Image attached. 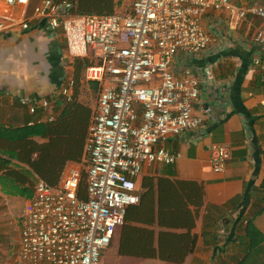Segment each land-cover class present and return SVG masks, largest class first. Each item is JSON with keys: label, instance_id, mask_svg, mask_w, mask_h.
<instances>
[{"label": "built area", "instance_id": "1", "mask_svg": "<svg viewBox=\"0 0 264 264\" xmlns=\"http://www.w3.org/2000/svg\"><path fill=\"white\" fill-rule=\"evenodd\" d=\"M29 3L0 0V11L26 10ZM210 10L238 20L252 14L264 22V6L238 10L230 0H133L127 13L109 16L75 15L72 0H43L35 7L34 15L64 36L73 60L93 62L84 79L97 83L99 95L85 143L86 200L77 198L78 164L66 166L57 187L39 180L21 219L14 264H100L127 208L139 202L144 167L174 165L179 156L167 143L199 130L213 112L200 89L202 80L212 77L211 68L176 66L214 48L216 40L201 25ZM251 41L264 48V31ZM74 87L72 78L61 85L63 100L71 101ZM54 104L42 98L29 113L42 111L47 117L40 122H50ZM210 156L212 171L222 174L230 147L213 144Z\"/></svg>", "mask_w": 264, "mask_h": 264}, {"label": "crops", "instance_id": "2", "mask_svg": "<svg viewBox=\"0 0 264 264\" xmlns=\"http://www.w3.org/2000/svg\"><path fill=\"white\" fill-rule=\"evenodd\" d=\"M42 1L30 0L26 10L13 7L0 11L3 26L0 28L1 136L6 137L7 132L37 121L35 115L29 113L35 101L46 98L60 104V87L73 78L74 60L67 52L64 36L52 30L48 20L34 15L35 7ZM230 1L238 10L264 6V0ZM132 3L133 0H114L113 15L127 13ZM201 25L216 40L214 48L206 55L176 66L199 72L211 68L212 77H205L200 89L201 100L210 105L213 112L199 130L167 143V147L179 156L174 165H146L137 183L139 196L141 184L152 180L156 184L160 180L158 185H161L163 196H170L165 200L167 206L178 202L181 211L177 217L172 212L158 216L159 187L155 185L153 196L143 201L144 206L150 205L149 217L138 220L131 215L129 225L150 231L156 240L160 231L185 232L186 229L171 228L168 224L191 223L193 217L194 247L181 264H238L246 254V223L263 205L259 199L264 182V48L253 45L251 40L264 31V22L252 14L238 20L235 15L210 10ZM258 58L260 64L255 65ZM53 112L55 114V109ZM36 114L41 119L47 117L42 111ZM34 140L43 142L38 137ZM213 144H226L231 150V160L222 174L214 173L210 166ZM0 162L12 163L1 156ZM179 181L203 184L201 207L184 201L185 194L191 195V185L186 186L188 192L178 190L175 195ZM32 198L9 197L0 190V264L16 261L21 219L29 210ZM254 225L264 238V213L254 218ZM121 228L118 227L113 236L112 241L119 232L113 249H109L110 257L172 264L120 256ZM107 249L103 253L107 254Z\"/></svg>", "mask_w": 264, "mask_h": 264}, {"label": "trees", "instance_id": "3", "mask_svg": "<svg viewBox=\"0 0 264 264\" xmlns=\"http://www.w3.org/2000/svg\"><path fill=\"white\" fill-rule=\"evenodd\" d=\"M114 0H72V13L75 15H113ZM93 62L88 59L74 60L73 80L75 87L71 101L61 99L54 104L55 115L50 122H40L41 116L35 114L37 121L32 125L12 130L7 136L0 135V156L12 161L10 165L0 162V190L9 197L30 199L34 193V186L41 180L51 187H57L61 181L63 172L69 163H75L82 167V176L78 186L79 199L86 200V172L88 155L85 154V143L89 136L90 126L95 117L96 110L89 104L79 100V89L85 82L93 94L99 95L97 83L86 82L82 73ZM35 119V120H36ZM38 137L43 142H36ZM160 181V180H159ZM158 181V182H159ZM154 181L141 184L139 202L135 206L127 208L124 223L120 232L118 254L120 256L135 257L141 259L159 260L161 262L181 264L184 263L187 254L193 250L194 240L191 236L194 227V219L191 223H173L168 227L186 229L183 233L160 231L153 235L150 231L129 225L130 216L143 220L149 217L150 205L144 206L143 201L153 196ZM178 190L188 192L187 185H191V195L185 194L184 201L196 208L203 204L204 187L197 182H177ZM146 185V187H145ZM159 210L158 216L172 212L178 216L181 211L178 202L173 206H167L158 185ZM260 201L263 205L258 208L254 218L264 213V182L261 186ZM170 195V193H168ZM174 195V194H173ZM169 207V208H168ZM171 207V209H170ZM197 213H195V218ZM254 218L248 220L245 226L246 254L238 264H264V238L254 225ZM136 219V220H137ZM263 253V254H262ZM262 254V255H261Z\"/></svg>", "mask_w": 264, "mask_h": 264}, {"label": "rangeland", "instance_id": "4", "mask_svg": "<svg viewBox=\"0 0 264 264\" xmlns=\"http://www.w3.org/2000/svg\"><path fill=\"white\" fill-rule=\"evenodd\" d=\"M98 53L100 54V50H98ZM79 100L82 101L83 103L89 104L91 108H93L94 110L97 108V94H93L85 82H83V84H81L80 86ZM79 167L81 166L79 165ZM118 236H119V232L116 234L114 240L111 242L109 248L107 249L108 250L107 254H105L106 252L102 254L100 264H157L155 261L154 262L143 261L140 259H129V258L118 259L116 256L110 257L109 249L110 248L113 249V245L117 242Z\"/></svg>", "mask_w": 264, "mask_h": 264}]
</instances>
